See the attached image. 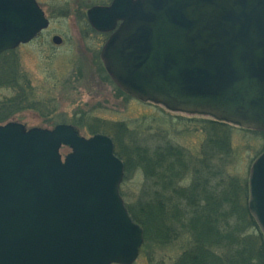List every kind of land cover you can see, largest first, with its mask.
<instances>
[{
	"label": "water",
	"instance_id": "1",
	"mask_svg": "<svg viewBox=\"0 0 264 264\" xmlns=\"http://www.w3.org/2000/svg\"><path fill=\"white\" fill-rule=\"evenodd\" d=\"M87 16L113 32L101 60L128 95L264 132V0H114ZM48 27L36 0H0V55ZM123 179L105 135L0 126V264L136 263L144 231L120 195ZM249 190L264 235V153Z\"/></svg>",
	"mask_w": 264,
	"mask_h": 264
},
{
	"label": "rangeland",
	"instance_id": "2",
	"mask_svg": "<svg viewBox=\"0 0 264 264\" xmlns=\"http://www.w3.org/2000/svg\"><path fill=\"white\" fill-rule=\"evenodd\" d=\"M85 1L37 0L50 21L49 28L29 44L0 58L1 70L5 72L0 73V104L18 95L9 88L7 78L10 79L12 75L18 87L25 88L22 91L27 89L23 101L34 109L19 113L15 112L14 107H1L4 112L0 108V125L19 123L27 130H53L58 125H68L75 127L80 137L86 139L94 135L110 137L114 142L115 154H119L125 163L121 196L127 209L129 207L138 217L143 214L142 202L149 198L146 196V170L142 168L145 164L137 166V159L128 156V152L140 147L146 153V145L155 147L160 138L155 131L161 128L168 145L180 149L187 161V168L182 169L184 172L181 173L183 178L178 181L181 188H190L197 179L200 181L194 175L196 170L215 168L224 177L235 180L234 185L240 188V193H244V202L248 206L251 167L264 152V132L244 130L225 123L227 127H224V132L230 153L220 154L209 143L214 136V118L170 111L161 105L141 102L121 93L103 66L100 53L106 37L91 28L87 12L92 7L85 6ZM88 1L96 5L98 0ZM55 36L61 37V45L53 43ZM27 94L29 98L26 100ZM86 115L92 117L82 120ZM9 117L12 118L7 119ZM117 129L123 133L121 138L114 140V136L119 135ZM167 143L164 142L165 145ZM70 153L67 147L60 152L63 160ZM152 189L155 191L154 187ZM157 190L160 188L156 187ZM166 199L170 204L177 203L174 198ZM187 214L186 221L192 217ZM236 219L235 215L230 219L232 226L236 224ZM164 222L170 226V240L162 244L152 237H145L135 264H177L182 255L195 248L188 228L181 224H170L165 218ZM248 223H245L246 232L242 231L246 237L257 232ZM233 250V246H230V250L220 248L218 255L223 258H220V263L228 264L227 257H232Z\"/></svg>",
	"mask_w": 264,
	"mask_h": 264
},
{
	"label": "trees",
	"instance_id": "3",
	"mask_svg": "<svg viewBox=\"0 0 264 264\" xmlns=\"http://www.w3.org/2000/svg\"><path fill=\"white\" fill-rule=\"evenodd\" d=\"M0 73H5L1 67ZM10 77V79L7 78L8 83L10 82L9 88L18 92V95L3 100L0 108L14 107L15 112L19 113L34 109L23 101L27 89L22 91L25 88L18 87L13 76L10 75ZM78 79L81 78L78 77ZM1 80L3 79L1 78ZM18 88L21 89L19 90L21 92L18 91ZM28 98L29 94L26 95V100ZM1 109L3 110V108ZM89 116L92 117V115H86L82 117V120ZM10 118L12 117L7 119ZM224 127H227L225 123L216 121L212 123L214 136L209 139V143L214 151L218 150L220 154L224 152L228 155L230 147ZM122 130L117 129L119 135L114 136V140L121 138V133L124 132ZM155 132L157 137H160L158 144L155 147L146 145V153L145 149H139L140 147L137 149L133 147L134 150H130L131 152L125 150L126 153H129L128 156L137 159V163H139L136 164L137 166H141V163L145 164L142 168L146 170V196L149 198L146 199V202L145 200L142 202L143 214L141 217H138L129 207L128 211L132 219L142 227L146 239L152 237L162 244L170 240V226L164 222L165 218L166 222H170V224L172 222L173 225L181 224L188 228V234L195 243V248L182 255L177 264H223L220 263L222 257L218 255V251L220 248L230 250V246H233L234 250L231 254L232 257L229 258V255L227 257L228 264H264V236L254 217L248 211L246 201L244 202V193H240V188L235 187V180L224 177L223 173L215 168L214 170H205L204 168L203 171L196 170L194 174L195 177L200 178V181L197 179L190 188H181V183L178 181L183 178L181 173L184 172L182 169L187 168V161L180 149L168 145L166 139L163 138L164 130L158 128ZM164 142L167 144L165 145ZM116 155L120 158L119 154L116 153ZM153 187L155 191L152 189ZM156 187H159L160 190L156 191ZM247 193L246 191L245 195ZM166 198L170 200L174 198L177 203L170 204ZM187 213L192 217L186 221ZM234 215L237 217V221L232 226L230 219ZM242 220L243 222H241ZM246 221L253 225L257 231L256 234L243 236L242 231L244 232L246 229ZM220 226H222L221 229Z\"/></svg>",
	"mask_w": 264,
	"mask_h": 264
},
{
	"label": "flooded vegetation",
	"instance_id": "4",
	"mask_svg": "<svg viewBox=\"0 0 264 264\" xmlns=\"http://www.w3.org/2000/svg\"><path fill=\"white\" fill-rule=\"evenodd\" d=\"M85 1V0H84ZM114 0H98L96 3V5H92L93 3L91 2V1H85L83 4L85 5V6H87V7H89L90 6V8L92 7H107V6H110L111 4H112V2H113ZM88 20V19H87ZM95 33V32H94ZM100 35L102 36V35H104V37H106V41L109 39V37H110V34H101L100 33ZM105 41V42H106ZM62 42H63V40H62ZM62 44V43H61Z\"/></svg>",
	"mask_w": 264,
	"mask_h": 264
}]
</instances>
